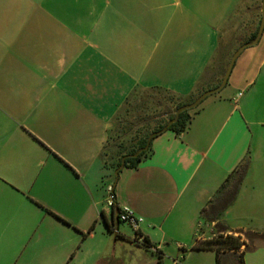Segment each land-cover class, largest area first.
<instances>
[{"label": "crops", "instance_id": "crops-1", "mask_svg": "<svg viewBox=\"0 0 264 264\" xmlns=\"http://www.w3.org/2000/svg\"><path fill=\"white\" fill-rule=\"evenodd\" d=\"M153 3L0 0V264H264V27L185 131L157 134L115 174L131 99L215 87L261 21L262 0H173L139 43ZM218 235L243 243L202 247Z\"/></svg>", "mask_w": 264, "mask_h": 264}, {"label": "rangeland", "instance_id": "rangeland-1", "mask_svg": "<svg viewBox=\"0 0 264 264\" xmlns=\"http://www.w3.org/2000/svg\"><path fill=\"white\" fill-rule=\"evenodd\" d=\"M160 1L163 2L162 5L158 4L159 0H155V3L149 5V11L144 8L139 10V14L141 12L145 13L144 16L141 15L143 17H138L137 40L139 43L145 42L144 44H148L146 41H149L150 45L151 40L160 31L166 6L173 0ZM63 7L65 6H60V13ZM110 25L111 33H113L115 24L112 22ZM174 106L175 103L172 102L166 92L158 90L142 91L135 99H131L126 111L117 122L118 132L114 133L112 138L114 146L121 149L134 144L137 137L147 134L153 127H157V124L166 121L168 116L174 112Z\"/></svg>", "mask_w": 264, "mask_h": 264}, {"label": "trees", "instance_id": "trees-1", "mask_svg": "<svg viewBox=\"0 0 264 264\" xmlns=\"http://www.w3.org/2000/svg\"><path fill=\"white\" fill-rule=\"evenodd\" d=\"M256 34L257 32H255L252 36H250V38H248L246 41H251L253 40L255 37H256ZM220 83V81L218 82V84ZM217 84V85H218ZM216 85V86H217ZM169 96V98L172 100V102L175 103V106H174V112L171 113L167 120L164 121L162 124L158 125L156 128L153 129V131L143 135V136H139L136 138L134 144L132 145H129L128 147H125V148H118V151H119V154H120V158H122L123 156L125 155H130V154H133L135 153L138 149H140L141 147H144L147 142H148V138L150 136V134L152 133H155V132H158L163 126H165V124L171 119L173 118L174 114H175V111L178 107L184 105V104H187V103H190L192 102L194 99H190V100H185V101H181V100H178L175 98V96L173 94H170L168 92H166ZM196 108V107H195ZM195 108L193 109H190V110H186L184 112H181L177 121L175 123H173L168 129L169 130H172L176 133H181L183 131H185L190 123V119H191V114L190 112L192 110H194ZM157 134H155L153 137H155ZM152 137V138H153ZM150 144V142H149ZM149 149V145H148V148L142 152H140L136 157H127L125 159V164L124 166H130V167H135L136 164L138 163V161H140V159L142 157H144L147 153ZM119 158V161L118 163L116 164V168L120 166L121 164V159ZM242 241L240 240V237L239 236H234V235H218L216 238H213V239H209V240H206L205 242H203V248H211V249H215L216 251H220V250H233L234 252L239 249L242 245ZM142 244L150 249L151 247H155L154 245L150 244L148 242L147 239H143V242ZM156 253H157V250H156ZM233 264H242V258H241V254H238V255H234V259H233ZM216 263L219 264V257L217 256L216 258Z\"/></svg>", "mask_w": 264, "mask_h": 264}, {"label": "water", "instance_id": "water-1", "mask_svg": "<svg viewBox=\"0 0 264 264\" xmlns=\"http://www.w3.org/2000/svg\"><path fill=\"white\" fill-rule=\"evenodd\" d=\"M263 27H264V0H262V5H261V21H260V25H259V28H258V31H257V34H256V37L251 40V41H248V42H245L243 44H241L234 52L233 54L231 55L230 59H229V62L227 64V67L224 71V74L221 78V81L220 83L213 87V88H209L205 91H203L201 94H199V96H197L192 102L190 103H187V104H184L180 107H178L175 111V114L173 116V118H171L166 124L165 126H163L158 132H155V133H152L150 134L149 138H148V142L147 144L144 146V147H141L140 149H138L135 153L133 154H130V155H125L121 158V164L120 166L116 169L115 171V174L118 173L119 169H121L124 164H125V159L127 157H136L140 152L146 150L148 148V145H149V142L150 140L152 139V137L155 135V134H159L163 131H166L168 130V128L177 121L179 115L181 112H184L186 110H190V109H193L195 108L196 106H198L205 98H207L208 96L212 95V94H215L217 92H219L227 83V80H228V77L230 75V72L232 70V67L234 65V62L236 60V58L240 55V53L247 47H250L254 44H256V42L258 41V39L260 38V35L262 33V30H263ZM117 224H116V228H117Z\"/></svg>", "mask_w": 264, "mask_h": 264}, {"label": "built area", "instance_id": "built-area-1", "mask_svg": "<svg viewBox=\"0 0 264 264\" xmlns=\"http://www.w3.org/2000/svg\"><path fill=\"white\" fill-rule=\"evenodd\" d=\"M114 201H115L114 189L113 186L109 184L107 186V195L105 199V204L106 206L113 207ZM117 216L120 221L127 222L132 227L133 230L138 229V225L142 220L141 218L136 217L132 209L127 205H124L118 209ZM177 246L178 248H183V246L180 244H178ZM150 249L154 251L157 250L156 247H151ZM174 264H178V262L174 261Z\"/></svg>", "mask_w": 264, "mask_h": 264}]
</instances>
